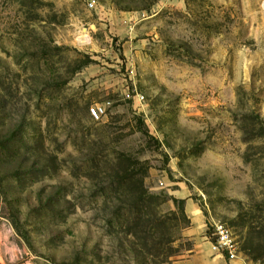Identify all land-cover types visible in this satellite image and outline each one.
Listing matches in <instances>:
<instances>
[{"label":"rangeland","instance_id":"374dc122","mask_svg":"<svg viewBox=\"0 0 264 264\" xmlns=\"http://www.w3.org/2000/svg\"><path fill=\"white\" fill-rule=\"evenodd\" d=\"M187 201L264 264V0H0V264H175Z\"/></svg>","mask_w":264,"mask_h":264},{"label":"crops","instance_id":"0c3cea01","mask_svg":"<svg viewBox=\"0 0 264 264\" xmlns=\"http://www.w3.org/2000/svg\"><path fill=\"white\" fill-rule=\"evenodd\" d=\"M185 212L191 221V227L187 235L195 241V253L188 259L181 260L175 264H232L219 254H214L210 243L205 238L206 225L198 208L192 202H186Z\"/></svg>","mask_w":264,"mask_h":264},{"label":"built area","instance_id":"2783aa9c","mask_svg":"<svg viewBox=\"0 0 264 264\" xmlns=\"http://www.w3.org/2000/svg\"><path fill=\"white\" fill-rule=\"evenodd\" d=\"M91 6H93L91 4ZM139 101L140 97H139ZM104 114L102 104H95L90 108V116L95 119ZM209 239L213 242L212 249L219 255L225 256L229 262L236 259V244L233 237L228 236V227L222 223H214L210 227Z\"/></svg>","mask_w":264,"mask_h":264},{"label":"trees","instance_id":"16d2710c","mask_svg":"<svg viewBox=\"0 0 264 264\" xmlns=\"http://www.w3.org/2000/svg\"><path fill=\"white\" fill-rule=\"evenodd\" d=\"M141 192H142V193H147L143 187H142V189H141ZM182 203H183V202H181L180 204H182ZM179 211H180L181 216L185 219V215H184V212H183L182 207L179 208ZM209 234H210V228L206 231V236H207L208 238H209Z\"/></svg>","mask_w":264,"mask_h":264}]
</instances>
